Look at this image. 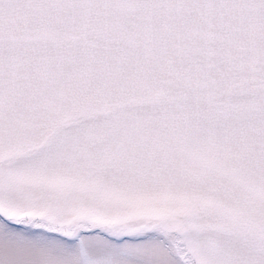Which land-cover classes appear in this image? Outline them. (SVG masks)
Returning a JSON list of instances; mask_svg holds the SVG:
<instances>
[{"label":"snow or ice","instance_id":"obj_1","mask_svg":"<svg viewBox=\"0 0 264 264\" xmlns=\"http://www.w3.org/2000/svg\"><path fill=\"white\" fill-rule=\"evenodd\" d=\"M0 264H264V0H0Z\"/></svg>","mask_w":264,"mask_h":264}]
</instances>
